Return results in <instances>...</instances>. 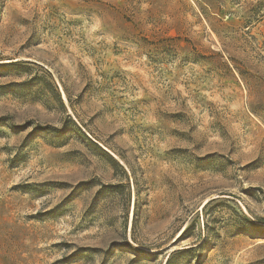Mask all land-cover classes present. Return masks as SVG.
Here are the masks:
<instances>
[{
	"label": "rangeland",
	"instance_id": "374dc122",
	"mask_svg": "<svg viewBox=\"0 0 264 264\" xmlns=\"http://www.w3.org/2000/svg\"><path fill=\"white\" fill-rule=\"evenodd\" d=\"M0 264H264V0H0Z\"/></svg>",
	"mask_w": 264,
	"mask_h": 264
}]
</instances>
